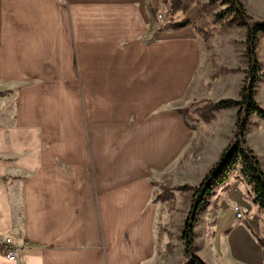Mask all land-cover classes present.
Returning a JSON list of instances; mask_svg holds the SVG:
<instances>
[{"label":"crops","instance_id":"obj_1","mask_svg":"<svg viewBox=\"0 0 264 264\" xmlns=\"http://www.w3.org/2000/svg\"><path fill=\"white\" fill-rule=\"evenodd\" d=\"M149 3L0 0V237L20 247L0 264H165L158 235L182 209L160 185H198L236 114L192 126L181 109L237 99L242 81L206 95L207 50L189 24L156 39ZM255 98L264 107V81ZM245 140L264 172V119L250 116ZM245 225L223 244L195 235L196 255L264 264V227Z\"/></svg>","mask_w":264,"mask_h":264},{"label":"rangeland","instance_id":"obj_2","mask_svg":"<svg viewBox=\"0 0 264 264\" xmlns=\"http://www.w3.org/2000/svg\"><path fill=\"white\" fill-rule=\"evenodd\" d=\"M149 1V28L151 31L154 30L156 39L166 31L174 29L171 25L172 22L179 23L180 26L189 24L207 50L208 59L202 64V72L200 73L202 75L198 76L203 83V90L206 95L210 94L212 85L222 76H230L234 78L233 82L238 80V82L242 81L243 83L247 67L244 57L245 28L229 12L228 4L224 0H177L186 6V10L178 9L174 13L171 11L174 4L172 0ZM241 2L246 13L253 20L264 21V0H241ZM256 50L260 72V78L256 83L258 88L260 82L264 81V35L262 34L258 35ZM204 105L201 102H194L181 109L184 111V115L188 117V123L192 126L196 123L195 117H198V120H203L199 111ZM258 106L264 110L263 106L260 104ZM238 168L239 165L236 163L229 170L226 179L230 178V181L227 186H225V181H223L224 185L223 182L214 183L211 190L206 194L205 203L197 212L194 226V230L197 229L195 235L199 237L198 239L203 238L205 240L211 236L212 239L218 238V244H223L231 235L233 227H246V223L250 227H264V212L252 202L251 196L247 193L251 187L243 181ZM178 187L177 184L166 183L161 184L159 189L163 198H169L172 190L174 206L178 205L182 209V215H179V211H177L171 217L173 227L167 229L169 240H163L160 234L158 235L157 255L163 258L161 261L165 260V264H182L183 261V253L178 251L177 243L180 238L181 226L190 209L192 193ZM235 206L239 208L241 218L236 217L233 211ZM204 210H207L206 216L203 214ZM217 224L218 227L224 228L216 233H209L214 230V227H217ZM222 224L223 226H221ZM202 225L206 227L205 231H201ZM261 234L264 235V231ZM207 254H210L209 251ZM207 257L205 255L199 256L206 264H219L217 261H209ZM189 264L194 263L189 261Z\"/></svg>","mask_w":264,"mask_h":264},{"label":"trees","instance_id":"obj_3","mask_svg":"<svg viewBox=\"0 0 264 264\" xmlns=\"http://www.w3.org/2000/svg\"><path fill=\"white\" fill-rule=\"evenodd\" d=\"M172 13L176 10H186V6L177 0H172ZM227 9L245 28V51L246 70L239 92L238 99H221L217 102H207L199 111L203 120L207 121L214 117L219 109L236 108L235 122L232 137L229 144L222 150L218 161L208 170L197 186L182 185L179 189L191 191V205L186 218L183 221L180 238L183 243L182 264H205L195 254V230L196 216L199 209L205 203V196L211 190L214 183H222L229 170L237 163L239 174L247 186H250L249 195L252 202L264 212V172L260 166L258 156L247 145L245 132L251 114H257L264 119V110L261 109L254 97L256 83L260 78L259 62L257 59L256 44L258 35H264V21L253 20L246 13L241 0H224ZM173 27L179 23L172 22ZM184 111L181 110V113ZM184 114V113H183ZM165 199V198H164ZM259 244L264 247V237H257Z\"/></svg>","mask_w":264,"mask_h":264},{"label":"built area","instance_id":"obj_4","mask_svg":"<svg viewBox=\"0 0 264 264\" xmlns=\"http://www.w3.org/2000/svg\"><path fill=\"white\" fill-rule=\"evenodd\" d=\"M237 218H241V212L237 206L233 207ZM20 247L16 245L9 237H0V254L4 255L9 261L17 257Z\"/></svg>","mask_w":264,"mask_h":264}]
</instances>
